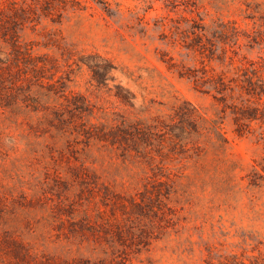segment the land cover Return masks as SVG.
Here are the masks:
<instances>
[{
    "label": "rangeland",
    "instance_id": "rangeland-1",
    "mask_svg": "<svg viewBox=\"0 0 264 264\" xmlns=\"http://www.w3.org/2000/svg\"><path fill=\"white\" fill-rule=\"evenodd\" d=\"M0 264H264V0H0Z\"/></svg>",
    "mask_w": 264,
    "mask_h": 264
}]
</instances>
